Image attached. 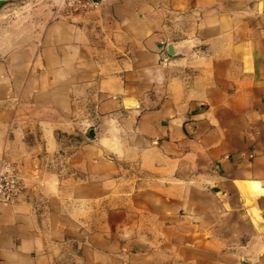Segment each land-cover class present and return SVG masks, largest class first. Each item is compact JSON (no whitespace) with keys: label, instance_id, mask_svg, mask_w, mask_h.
I'll return each mask as SVG.
<instances>
[{"label":"crops","instance_id":"1","mask_svg":"<svg viewBox=\"0 0 264 264\" xmlns=\"http://www.w3.org/2000/svg\"><path fill=\"white\" fill-rule=\"evenodd\" d=\"M0 1V264H264V0Z\"/></svg>","mask_w":264,"mask_h":264},{"label":"built area","instance_id":"2","mask_svg":"<svg viewBox=\"0 0 264 264\" xmlns=\"http://www.w3.org/2000/svg\"><path fill=\"white\" fill-rule=\"evenodd\" d=\"M57 7H63L67 11H79L95 3L94 0H51ZM20 189V177L16 167L12 164H4L0 168V201L11 202Z\"/></svg>","mask_w":264,"mask_h":264},{"label":"rangeland","instance_id":"3","mask_svg":"<svg viewBox=\"0 0 264 264\" xmlns=\"http://www.w3.org/2000/svg\"><path fill=\"white\" fill-rule=\"evenodd\" d=\"M47 2H50L54 8H57V4H56L55 2H53V1H51V0H47ZM15 167H16V166H15ZM16 171H17V174H18V168H17V167H16ZM17 195H18V192H17L15 198L17 197ZM15 198H14V199H15Z\"/></svg>","mask_w":264,"mask_h":264},{"label":"water","instance_id":"4","mask_svg":"<svg viewBox=\"0 0 264 264\" xmlns=\"http://www.w3.org/2000/svg\"><path fill=\"white\" fill-rule=\"evenodd\" d=\"M2 1H0V4H1Z\"/></svg>","mask_w":264,"mask_h":264}]
</instances>
